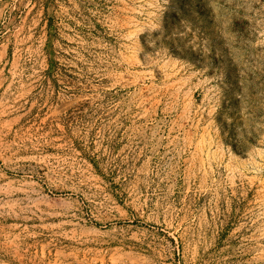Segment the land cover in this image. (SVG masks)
<instances>
[{
    "label": "rangeland",
    "instance_id": "1",
    "mask_svg": "<svg viewBox=\"0 0 264 264\" xmlns=\"http://www.w3.org/2000/svg\"><path fill=\"white\" fill-rule=\"evenodd\" d=\"M0 264H264V0H0Z\"/></svg>",
    "mask_w": 264,
    "mask_h": 264
},
{
    "label": "bare ground",
    "instance_id": "2",
    "mask_svg": "<svg viewBox=\"0 0 264 264\" xmlns=\"http://www.w3.org/2000/svg\"><path fill=\"white\" fill-rule=\"evenodd\" d=\"M48 212L51 214V215H54L55 212H52L51 210H48ZM57 213H59V211H56Z\"/></svg>",
    "mask_w": 264,
    "mask_h": 264
}]
</instances>
